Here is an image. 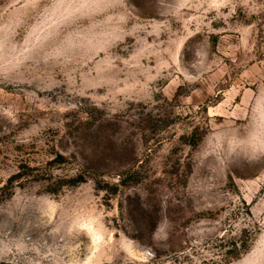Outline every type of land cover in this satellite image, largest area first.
<instances>
[{
    "label": "rangeland",
    "instance_id": "obj_1",
    "mask_svg": "<svg viewBox=\"0 0 264 264\" xmlns=\"http://www.w3.org/2000/svg\"><path fill=\"white\" fill-rule=\"evenodd\" d=\"M0 264H264V0H0Z\"/></svg>",
    "mask_w": 264,
    "mask_h": 264
}]
</instances>
